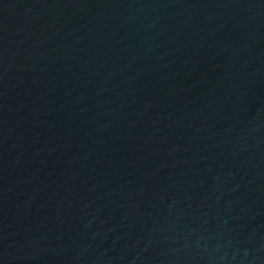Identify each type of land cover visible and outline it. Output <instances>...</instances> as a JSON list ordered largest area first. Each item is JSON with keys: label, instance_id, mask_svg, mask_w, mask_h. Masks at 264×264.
<instances>
[{"label": "water", "instance_id": "obj_1", "mask_svg": "<svg viewBox=\"0 0 264 264\" xmlns=\"http://www.w3.org/2000/svg\"><path fill=\"white\" fill-rule=\"evenodd\" d=\"M0 264H264V0H0Z\"/></svg>", "mask_w": 264, "mask_h": 264}]
</instances>
